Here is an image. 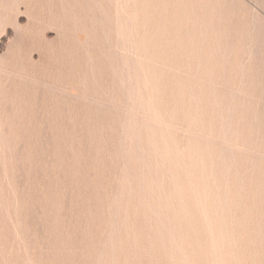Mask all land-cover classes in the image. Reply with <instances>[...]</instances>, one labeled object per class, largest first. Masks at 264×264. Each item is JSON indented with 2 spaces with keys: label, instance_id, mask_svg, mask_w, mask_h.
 <instances>
[{
  "label": "rangeland",
  "instance_id": "obj_1",
  "mask_svg": "<svg viewBox=\"0 0 264 264\" xmlns=\"http://www.w3.org/2000/svg\"><path fill=\"white\" fill-rule=\"evenodd\" d=\"M0 264H264V0H0Z\"/></svg>",
  "mask_w": 264,
  "mask_h": 264
},
{
  "label": "bare ground",
  "instance_id": "obj_2",
  "mask_svg": "<svg viewBox=\"0 0 264 264\" xmlns=\"http://www.w3.org/2000/svg\"><path fill=\"white\" fill-rule=\"evenodd\" d=\"M131 199V198H130Z\"/></svg>",
  "mask_w": 264,
  "mask_h": 264
}]
</instances>
